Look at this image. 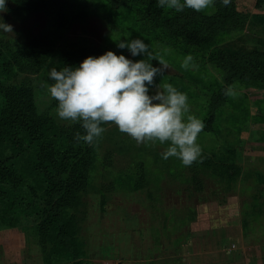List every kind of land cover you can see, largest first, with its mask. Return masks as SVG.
Segmentation results:
<instances>
[{"label":"rangeland","instance_id":"374dc122","mask_svg":"<svg viewBox=\"0 0 264 264\" xmlns=\"http://www.w3.org/2000/svg\"><path fill=\"white\" fill-rule=\"evenodd\" d=\"M254 1L234 0L236 11L248 21L242 30L218 32L216 49L264 52V11L256 10ZM6 6L8 11L0 16L12 33L0 30V45L11 55L3 82L29 83L37 111L56 125L71 124L56 116V101L38 85L52 83L48 73L58 67L59 53L94 47L135 62L146 57H133L117 43L137 38L148 45L153 67H161L160 61L166 65L150 93L155 85L172 84L187 95L190 114L205 124L197 138L202 162L190 167L176 158H162L167 143L137 145L114 125H102L106 131L98 144L88 145V155L76 163L86 168L84 192L78 205L63 211L72 218L82 244V263L264 264V87L234 81L230 86L237 95L225 96L223 73L207 61L208 52L146 22L134 4L6 0ZM200 13L212 15L215 8ZM32 39H38L45 62L38 73L18 72L13 58ZM188 55L198 67H181ZM18 214L0 220V249L23 237L25 258L40 264L33 219L20 217L13 227L8 225ZM53 257L51 264H70L64 254Z\"/></svg>","mask_w":264,"mask_h":264},{"label":"trees","instance_id":"16d2710c","mask_svg":"<svg viewBox=\"0 0 264 264\" xmlns=\"http://www.w3.org/2000/svg\"><path fill=\"white\" fill-rule=\"evenodd\" d=\"M108 1L112 7L136 5L146 22L186 46L208 52L206 59L223 73L225 86L240 81L264 87V52H226L214 44L218 32L242 30L248 21L247 15L236 11L234 0L227 7L215 0L212 15L187 8L166 10L157 7V0ZM254 8L264 11V0H255ZM38 47V39H32L18 49L13 58L18 72H39L46 54ZM5 50L0 45V220L4 222L16 211L18 216L8 219L10 227L20 217L33 219L42 264H51L56 254L66 255L70 264H83L79 259L82 244L76 238L73 220L63 213L78 205V195L84 192L86 168L76 163L80 156L88 155L89 147L74 140V134H83V130L79 124L58 126L38 112L29 83L3 82L11 57ZM103 54L94 47L65 50L59 53L57 68L78 67L88 56Z\"/></svg>","mask_w":264,"mask_h":264},{"label":"clouds","instance_id":"9594fccd","mask_svg":"<svg viewBox=\"0 0 264 264\" xmlns=\"http://www.w3.org/2000/svg\"><path fill=\"white\" fill-rule=\"evenodd\" d=\"M222 6L231 0H220ZM215 0H157V7L185 8L200 12L213 7ZM8 11L6 0H0V13ZM0 30L12 33V26L4 23L0 16ZM119 49H127L133 57L143 55L145 59L133 62L124 55L107 51L99 57L88 56L78 67L65 66L57 70L52 67L48 76L52 83H42L48 95L56 101L54 112L70 124H79L83 134L77 131L74 140L90 146L97 145L106 128L114 125L127 134L137 145L159 143L167 147L161 153L163 159L176 158L184 166L202 162V148L197 143L205 124L190 114L188 97L170 83L155 85V78L162 75L166 67H153L154 57L142 39L117 43ZM194 58L188 55L181 67L196 68ZM225 96L235 97L233 86L226 87Z\"/></svg>","mask_w":264,"mask_h":264},{"label":"crops","instance_id":"0c3cea01","mask_svg":"<svg viewBox=\"0 0 264 264\" xmlns=\"http://www.w3.org/2000/svg\"><path fill=\"white\" fill-rule=\"evenodd\" d=\"M12 239L13 240L10 242L11 244L9 245V248L3 247L0 249V256H1L0 264H32L28 262L27 258H25L26 246H25L24 238L17 236ZM35 244L37 246V241ZM39 257H40V253H39ZM39 262L40 264H42L41 257L39 258Z\"/></svg>","mask_w":264,"mask_h":264}]
</instances>
